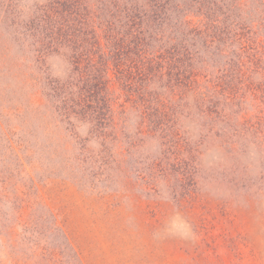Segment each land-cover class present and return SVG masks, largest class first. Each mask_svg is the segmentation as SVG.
<instances>
[{"label":"rangeland","instance_id":"rangeland-1","mask_svg":"<svg viewBox=\"0 0 264 264\" xmlns=\"http://www.w3.org/2000/svg\"><path fill=\"white\" fill-rule=\"evenodd\" d=\"M127 5L149 50L200 73L186 101L166 93L164 128L155 106L69 114L57 85ZM239 23L263 43L264 0H0V264H264V71L237 69Z\"/></svg>","mask_w":264,"mask_h":264},{"label":"trees","instance_id":"trees-1","mask_svg":"<svg viewBox=\"0 0 264 264\" xmlns=\"http://www.w3.org/2000/svg\"><path fill=\"white\" fill-rule=\"evenodd\" d=\"M127 9H134L137 13H132L133 16H126L123 23L118 19L120 22L119 26L125 25V29L121 31L113 28L105 30L102 35L105 44L100 41L96 42L99 52L97 55L98 61L89 60L85 57L88 55L94 58L93 53H91V47L87 52L85 49H73L75 54L73 53L71 56L72 74L69 77L77 79L75 81L76 85H74L73 80H70V83L62 84L57 82V85L60 86L57 87L61 88L69 84L73 88L75 87L76 98L72 101V105L68 106L69 114L80 112L99 122V120L104 119L103 115L109 118V112L112 113V111L108 110L115 104L123 108L127 104L132 107L142 106L145 108L155 106L158 111V119L154 124L164 128L170 121L165 110L167 106L166 93L173 95L179 100L186 101L185 99L196 93L197 88L193 84L192 78L189 77H194V75L198 77L200 73H197V70L193 71L188 64L183 67L185 59L183 56L188 54V52L183 55L179 50L170 52L166 47L160 51L149 50V43L144 37V25L148 24L149 15L138 7L133 6L131 8L129 5H127V8L126 6L122 7L123 11ZM206 25L207 29H210L209 27L212 23L204 26ZM250 29L249 26L242 23H239L236 27L237 34L240 37L238 38L239 49L241 53H245L249 61L248 66L240 65L237 69H241V66H243L251 71L262 69L264 71V41L263 43H258L252 39H245L244 34L246 32H253ZM185 51H187L186 47ZM92 61L96 63L89 64ZM97 63H99L98 66L96 65ZM106 76H108V79ZM243 81L246 82V78H243ZM117 83L121 94L111 97L109 92L111 86H117ZM251 86L260 91L261 94H264V81L258 82L257 85L251 84ZM251 86L250 91L253 90ZM215 87L223 91L227 88L226 83H218ZM217 94H220L219 97L221 98L224 96L220 92H217ZM204 97L202 96L200 99ZM117 101L120 102L118 103ZM210 101L212 104H217L213 99ZM208 106H203L201 110H214L211 108L214 105ZM173 119L174 115L171 122H173ZM255 123L251 127L250 134L256 132L255 139H259L264 143V137L260 138L257 131L258 127H260L259 122L256 121Z\"/></svg>","mask_w":264,"mask_h":264}]
</instances>
